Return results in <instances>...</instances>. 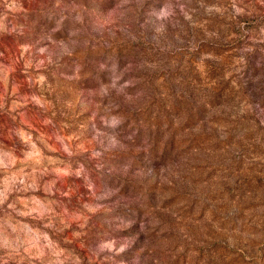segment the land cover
I'll list each match as a JSON object with an SVG mask.
<instances>
[{"label": "rangeland", "instance_id": "rangeland-1", "mask_svg": "<svg viewBox=\"0 0 264 264\" xmlns=\"http://www.w3.org/2000/svg\"><path fill=\"white\" fill-rule=\"evenodd\" d=\"M0 264H264V0H0Z\"/></svg>", "mask_w": 264, "mask_h": 264}]
</instances>
